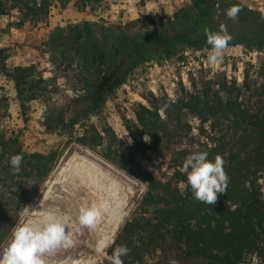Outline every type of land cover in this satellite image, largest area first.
Segmentation results:
<instances>
[{"label": "trees", "instance_id": "16d2710c", "mask_svg": "<svg viewBox=\"0 0 264 264\" xmlns=\"http://www.w3.org/2000/svg\"><path fill=\"white\" fill-rule=\"evenodd\" d=\"M57 1L65 4L69 0H0V17L16 10L20 16L17 26L22 27L27 21L47 18ZM76 1L83 5L104 2ZM224 4L225 14L230 6L240 3L227 0ZM214 13L205 15L199 6L191 4L188 14L177 12L166 29L161 25L151 28L153 20L148 15L127 23L81 19L56 26L47 44L51 61L58 70L77 71L81 87L75 88L79 89L76 96L54 94L50 87L55 85L53 79L46 78L35 64L9 70L6 47H0V74L13 81L23 112L29 102L44 100L48 131L72 132L82 127L81 135L67 137H76L81 144L99 145L101 134L93 129L90 136L92 116L103 110L107 100L147 60L169 58L186 46L211 48L200 24L213 20L208 28L218 31L220 16ZM257 19L259 28L228 30L233 43H243L253 51L264 50V19ZM260 73L263 83L249 87L248 94L243 87L223 79L220 88L203 80L197 92L178 99L155 93L143 96L145 103L137 105L135 122L127 124L134 151L169 148L182 140L186 145L173 153L168 174H145L147 189L107 249L108 257L117 246L127 245L130 252L122 257L124 264H149V259L157 264L169 260L242 264L249 256L264 261V198L259 183L264 172V62ZM185 112L200 118L201 140L193 139L191 126L183 118ZM193 151H207L209 159L220 154L226 161L228 189L218 194L214 206L194 198L181 170ZM15 154H23L19 172L10 164ZM53 160L50 153L24 151L18 136L0 135V238L18 223L20 211L48 176ZM103 264H111V260Z\"/></svg>", "mask_w": 264, "mask_h": 264}, {"label": "rangeland", "instance_id": "374dc122", "mask_svg": "<svg viewBox=\"0 0 264 264\" xmlns=\"http://www.w3.org/2000/svg\"><path fill=\"white\" fill-rule=\"evenodd\" d=\"M196 1V3H193ZM227 0H104L102 3H87L85 5L76 0H69L65 4L57 1L50 10L47 18L38 22H25L22 27L17 26L20 19L18 11L0 17V47H6L9 53V70L19 65H37L46 78L53 79L54 89L57 96H76L80 88L79 76L76 70L62 71L56 69L52 63V52L49 50L48 41L52 30L58 25H65L77 20L90 21L102 20L109 23H127L140 18L151 16L153 22L150 27L161 25L165 29L169 25V19L177 12L184 10L189 12V5L199 6V10L205 15L220 16L219 24L225 23L228 30H241L247 28H259L258 17L264 19V0H236L242 4V10L235 20L227 18L222 13L224 2ZM141 9L142 11H139ZM138 10V11H137ZM245 10L252 15L247 16ZM201 26L208 27L213 20H202ZM188 25V21L185 23ZM189 26V25H188ZM183 29L186 27L183 26ZM186 30V29H185ZM231 33V31H229ZM233 35V34H231ZM229 42L224 52L223 59L216 64L209 63L208 56L211 48L198 49L194 46H186L184 50L175 53L169 58H151L138 67L131 75L127 83L123 84L117 92L107 100L103 110L92 116L90 123L93 129L102 136V143L95 146L85 145L75 138L84 131L82 127L75 128L72 132L68 129L62 133L50 132L45 127L47 107L44 100H33L28 103V109L23 112L19 99L16 96L13 81L5 74H0V135L18 136L22 142L24 151H34L52 154L53 167L46 179L41 183L33 198L25 202L19 213L26 218L33 211L37 202L46 193L52 184L54 173L58 166L68 156L82 154L81 151L89 149L102 158L105 162L114 165L124 175H115L111 182L112 188L120 193L129 195L130 201L125 206L123 213L116 222L113 230L116 236L120 227L130 217L131 211L137 206L147 189L145 174L152 173L156 176H164L171 169L173 153L186 145V141H179L169 148H150L145 152L134 151L127 124L135 122V110L138 104L145 103L143 96L147 93H155L159 96H168L178 99L183 95L197 92L203 80L210 81L215 88H220V82L226 79L229 83L243 87L247 94L250 88L263 83L260 68L264 62V50L253 51L243 43ZM207 43V39H206ZM188 45V44H186ZM184 59H180V56ZM187 63L183 68L182 61ZM66 66V65H65ZM67 68V67H63ZM52 81V83H53ZM225 94V93H223ZM185 122L191 126L193 139L201 140L199 135L202 126L198 116L185 112ZM79 132V134H78ZM72 134L73 140L67 137ZM107 155L114 159L107 158ZM89 161L95 162V158L89 156ZM125 168H123V167ZM101 167L106 168L101 162ZM130 179H128V177ZM259 183L264 198V172L259 175ZM13 229H10L0 238V257L11 240ZM112 245V243L110 244ZM96 264H103L109 259L107 249ZM149 264H157L149 259ZM163 264H200L198 262L182 263L169 260ZM242 264H264L255 256H249Z\"/></svg>", "mask_w": 264, "mask_h": 264}, {"label": "clouds", "instance_id": "9594fccd", "mask_svg": "<svg viewBox=\"0 0 264 264\" xmlns=\"http://www.w3.org/2000/svg\"><path fill=\"white\" fill-rule=\"evenodd\" d=\"M241 10L242 4L232 5L225 14L227 18L235 20ZM204 33L207 44L211 46L208 60L214 65L223 59L233 36L225 23L220 24L218 31L205 27ZM22 161L23 154L11 156L10 164L14 172H19ZM225 163L220 154H216L214 159H209L207 151H193L185 158L181 170L186 174L187 184L190 185L196 200L214 206L218 201V194L227 192L229 176ZM105 210L103 203L85 201L78 209V225L81 228L93 229ZM71 227L68 217L58 211L49 210L40 212L35 217H21L0 257V264H48L46 254L74 243ZM77 230L79 231V228ZM113 242H107L105 247ZM129 252L127 245L117 246L109 257L111 264H124L122 257L127 256Z\"/></svg>", "mask_w": 264, "mask_h": 264}, {"label": "bare ground", "instance_id": "6f19581e", "mask_svg": "<svg viewBox=\"0 0 264 264\" xmlns=\"http://www.w3.org/2000/svg\"><path fill=\"white\" fill-rule=\"evenodd\" d=\"M81 152V155L68 156L58 166L52 184L26 217L52 210L69 219L74 243L46 254L48 264H96L105 253V244L114 240L113 228L131 199L112 188L115 175L121 173L119 169L89 149ZM89 156L96 161H89ZM101 162L106 168L101 167ZM85 201L103 203L106 209L93 229L78 225V209Z\"/></svg>", "mask_w": 264, "mask_h": 264}, {"label": "built area", "instance_id": "2783aa9c", "mask_svg": "<svg viewBox=\"0 0 264 264\" xmlns=\"http://www.w3.org/2000/svg\"><path fill=\"white\" fill-rule=\"evenodd\" d=\"M181 63H182L183 68L187 67V63L184 60Z\"/></svg>", "mask_w": 264, "mask_h": 264}, {"label": "crops", "instance_id": "0c3cea01", "mask_svg": "<svg viewBox=\"0 0 264 264\" xmlns=\"http://www.w3.org/2000/svg\"><path fill=\"white\" fill-rule=\"evenodd\" d=\"M138 11V10H137ZM139 11H142L141 9H139Z\"/></svg>", "mask_w": 264, "mask_h": 264}]
</instances>
